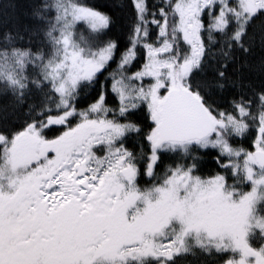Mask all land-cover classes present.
Masks as SVG:
<instances>
[{"label":"snow or ice","instance_id":"snow-or-ice-1","mask_svg":"<svg viewBox=\"0 0 264 264\" xmlns=\"http://www.w3.org/2000/svg\"><path fill=\"white\" fill-rule=\"evenodd\" d=\"M80 21L109 36L91 57L72 42ZM40 31L63 49L59 58L23 43V33ZM0 66L38 72L42 101H58L33 114L23 88L0 94V264H127L119 246L118 259L75 256L110 246L91 228L98 215L135 220L139 206L125 209L162 172L161 203L182 183L185 193L219 189L239 223L166 219L175 234L166 244L141 236L144 259L175 264L196 232L216 264H264V0H42L24 12L13 4L0 11ZM209 154L216 169L201 175Z\"/></svg>","mask_w":264,"mask_h":264},{"label":"rangeland","instance_id":"rangeland-1","mask_svg":"<svg viewBox=\"0 0 264 264\" xmlns=\"http://www.w3.org/2000/svg\"><path fill=\"white\" fill-rule=\"evenodd\" d=\"M78 23L85 24L89 27L84 21L77 22L73 28L72 42L79 49L83 50V55L91 57L93 53L98 52L101 48L91 50L83 45L75 32ZM62 53L63 49L57 46L55 47L54 56L50 59L59 58ZM5 70L0 71V76L8 80L9 77L13 79V73L8 71V68ZM158 187L159 185L147 190L138 187L134 194L135 199L125 209L126 212L134 214L136 206H139L141 211L135 220L129 218L122 222L118 213L113 211L99 214V218H96L98 222L95 223V227L92 226V229H100L107 232L111 237V245L98 248L97 245L92 244L87 249L79 252L75 258L81 261L87 258L94 260L100 256L105 260L117 259V246H119L126 249L124 255L127 258V264L131 262H143L144 260L142 258L149 249L146 246L141 248L140 237L156 233V240L161 244H166L167 240L171 239L175 234L173 228L164 224V221L169 218H182L194 224L238 226L239 212L235 209L225 207L221 202L219 189L213 190L206 186L194 185L191 192L185 193L183 189L187 187V184L182 183L166 202L161 203L158 195ZM149 206H151L150 211L144 212L143 209ZM257 220H259V217L255 215L251 222L256 224ZM162 225L163 228L161 230ZM174 227L175 232L178 233L179 226ZM158 230L160 231L158 232ZM210 246L209 241L202 233L192 232L186 239L188 252L192 247L206 250Z\"/></svg>","mask_w":264,"mask_h":264},{"label":"trees","instance_id":"trees-1","mask_svg":"<svg viewBox=\"0 0 264 264\" xmlns=\"http://www.w3.org/2000/svg\"><path fill=\"white\" fill-rule=\"evenodd\" d=\"M42 0H0V11L3 12H10L13 4L19 5V11H30L32 3H41ZM84 3L92 4L97 7H103L105 5V0H83ZM107 10V9H105ZM45 17H50L52 14L45 12ZM25 23H33L32 21L27 20L25 18ZM39 26L42 29H45L47 31L48 22L47 19L41 20L39 22ZM75 32L77 36L82 41L83 45L91 50H98L104 46V42L109 38L108 34L101 31V32H93L92 29H90L87 25L78 23L75 28ZM24 35V44L28 46V41L31 40V47L34 51L37 49L43 50V55H45L47 58H52L54 56L55 48L48 42L49 38L45 36L43 31L37 32L36 35H30V33H23ZM8 68V71L13 73L14 78L12 80L17 81L16 84H12L11 80L2 78L0 76V94H3L5 92L9 93V96L6 97L10 99V94L13 91L19 92L21 88L24 90V99L27 102H31V100H34L36 102V109L33 110V114H35V111L43 106V103L49 107H55L58 101L54 96L49 93L48 97L45 98L43 101L41 99V91L37 90V85L39 83V77L38 72H32L30 69L28 72H25L23 70H18L13 66L12 68H9L7 66H0V71L5 70ZM37 69L38 71L43 70V66L40 64L39 61H37ZM6 71V70H5ZM85 92V88H81V94L83 98V94ZM25 108H27V103L24 105ZM23 126L22 124L20 125ZM249 147H251L250 144H248ZM176 156H168L165 155L164 161L165 162H172L176 160ZM216 169V162L212 158V154H209L205 161L202 163L201 167L199 168V173L201 175H209ZM162 170V169H161ZM164 175L163 172L161 173L160 177L157 181H154L150 185H144L143 182H141V185L139 188H142L143 190H147L151 187L160 185L163 183ZM244 190L248 191L250 188V185L245 184ZM253 244H256V241L253 239ZM204 249L192 247L191 250L188 252L187 255L182 256L181 258H177L175 264H216V262L212 261L210 257L205 255ZM222 259V258H221ZM128 264H156L155 261L147 259L143 262L136 263L131 262Z\"/></svg>","mask_w":264,"mask_h":264},{"label":"flooded vegetation","instance_id":"flooded-vegetation-1","mask_svg":"<svg viewBox=\"0 0 264 264\" xmlns=\"http://www.w3.org/2000/svg\"><path fill=\"white\" fill-rule=\"evenodd\" d=\"M256 215L259 217V214H256ZM97 218H99V217H97ZM259 218H260V217H259ZM101 219H102V218H101ZM96 222H98V220H96L95 223H96ZM95 223H94L92 226L95 227ZM92 226H91V228H92ZM82 251H83V250H82ZM117 259H118V256H117ZM142 259H143V260H147V259H144V258H142Z\"/></svg>","mask_w":264,"mask_h":264}]
</instances>
